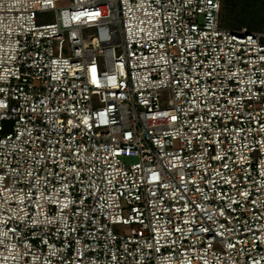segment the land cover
Instances as JSON below:
<instances>
[{
  "label": "built area",
  "instance_id": "1",
  "mask_svg": "<svg viewBox=\"0 0 264 264\" xmlns=\"http://www.w3.org/2000/svg\"><path fill=\"white\" fill-rule=\"evenodd\" d=\"M0 264H264V26L0 0Z\"/></svg>",
  "mask_w": 264,
  "mask_h": 264
},
{
  "label": "trees",
  "instance_id": "2",
  "mask_svg": "<svg viewBox=\"0 0 264 264\" xmlns=\"http://www.w3.org/2000/svg\"><path fill=\"white\" fill-rule=\"evenodd\" d=\"M221 24L227 28L264 26V0H221Z\"/></svg>",
  "mask_w": 264,
  "mask_h": 264
},
{
  "label": "rangeland",
  "instance_id": "3",
  "mask_svg": "<svg viewBox=\"0 0 264 264\" xmlns=\"http://www.w3.org/2000/svg\"><path fill=\"white\" fill-rule=\"evenodd\" d=\"M48 14H40L38 17L40 20L42 21H48V18H47Z\"/></svg>",
  "mask_w": 264,
  "mask_h": 264
}]
</instances>
